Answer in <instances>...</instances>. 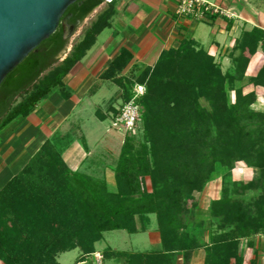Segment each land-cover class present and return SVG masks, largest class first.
Here are the masks:
<instances>
[{
	"label": "trees",
	"instance_id": "1",
	"mask_svg": "<svg viewBox=\"0 0 264 264\" xmlns=\"http://www.w3.org/2000/svg\"><path fill=\"white\" fill-rule=\"evenodd\" d=\"M101 4L79 0L61 22L75 31ZM103 27L93 24L60 61L69 44L60 24L7 75L0 86V132L29 117L55 89L70 97L67 77ZM258 51L264 53V30L255 27L236 39L229 53L232 66L225 72L190 38L163 52L153 67L138 68L135 84L145 92L135 100L140 107L136 131L143 140L136 143L126 134L113 169L115 192L104 181L67 169L62 153L69 140L46 142L0 189V262L60 264L59 255L79 249L74 264H90L105 232L144 233L154 216L159 250L109 249L102 253V264L111 259L118 264H191L199 250L203 264H243L239 243L254 249V239L264 237V114L250 108L255 94L243 96L236 84ZM125 65L115 60L110 70L122 71ZM115 81L123 105L134 96L131 80ZM250 82L264 89V65ZM119 108H109L111 119ZM96 114L106 119L100 110ZM237 165L257 170L258 177L232 180ZM215 176L222 179L219 198L209 201L207 219L197 220L194 193ZM249 264H259L255 251Z\"/></svg>",
	"mask_w": 264,
	"mask_h": 264
},
{
	"label": "crops",
	"instance_id": "2",
	"mask_svg": "<svg viewBox=\"0 0 264 264\" xmlns=\"http://www.w3.org/2000/svg\"><path fill=\"white\" fill-rule=\"evenodd\" d=\"M181 1L115 0L112 4L102 3L85 19L87 22L77 31L79 41L93 24L100 22L104 27L96 35L92 48L67 77L70 97L64 98L61 91L55 89L29 117L13 121L0 132V189L46 142L51 141L69 140L70 144L62 153L63 162L71 171L91 176L97 169L94 164L98 162L95 161L103 160L105 150L95 152L97 150L88 145L83 133L79 110L85 99L89 100L105 87L114 86L121 91L115 78H129L136 75L138 68L153 67L163 52L177 49L185 38L192 39L226 65L230 63L229 53L243 31L255 27L264 30V0H205L225 15L206 14L202 20L178 16L176 9ZM115 60L126 63L122 71L110 70ZM107 76L113 79H106ZM152 226L154 228V223ZM144 233L152 245L160 247L159 237L152 230ZM257 240L260 244L258 261L264 264V237ZM254 251L253 248L247 251L251 259ZM104 264L118 263L111 259Z\"/></svg>",
	"mask_w": 264,
	"mask_h": 264
},
{
	"label": "rangeland",
	"instance_id": "3",
	"mask_svg": "<svg viewBox=\"0 0 264 264\" xmlns=\"http://www.w3.org/2000/svg\"><path fill=\"white\" fill-rule=\"evenodd\" d=\"M88 20V19H87ZM84 20L83 23L78 27L75 31H72V35L69 38V44L66 49V55L70 53L71 47L77 44L80 37H77V31H80L81 26L87 22ZM77 37V38H76ZM65 55V56H66ZM215 58V57H214ZM216 64L221 63L222 71L231 68V62L227 63L226 65L222 64L223 60L219 58H215ZM225 63V62H224ZM264 65V53L258 51L252 61L249 63L248 68L245 72V78L242 82L237 83L236 86L242 90L243 96L254 93L255 94V101L250 106V108L256 112H260L264 114V89L260 87H254L250 80L257 76L259 71ZM138 72V70H136ZM138 73H136L137 75ZM139 77H129L130 85L132 86V90H134L136 86V82ZM112 86V85H110ZM241 87V88H240ZM231 104L235 102V95L234 92L230 95ZM124 101L122 97V91H119L117 87H105L102 88L96 93V95L91 96V98L85 99V104L80 111L82 117V129L83 133L87 138V143L91 148H95V152L104 151V158L103 160L98 159V162L94 166L97 168L96 171H93L91 177L104 181L107 189L109 191L115 192L116 191V183L114 179L113 169L116 165V162L119 157L120 150L122 148V143L125 138V134L123 131H118L112 128L111 124V115L109 108H119ZM201 105L205 109H211V106L206 100H200ZM97 109L100 110L102 114L106 116L104 121H100L94 113H96ZM128 136H132L136 143H140L143 140V135L138 134V132H134L133 134ZM107 148V150H106ZM96 160V159H95ZM104 161V162H103ZM94 167H92L93 169ZM67 169L71 171L68 167ZM91 169V170H92ZM73 172V171H71ZM82 174V173H81ZM85 175V174H84ZM232 180L237 182H249L252 179H256L258 177V171L255 169L245 168L242 165H237L232 173ZM87 176V175H86ZM221 177L215 176L213 177L208 184H206L202 191L199 193H194V198L198 202V208L195 210L197 220H206L208 215V203L211 200H215L219 198L220 189H221ZM147 184V183H146ZM214 198V199H213ZM152 218V219H151ZM151 223L149 226V230L158 236L156 233V220L154 216L150 217ZM154 223V228L152 224ZM207 238V235H206ZM258 238V237H257ZM257 238L254 239V249L256 254L258 255V251L260 248V244H258ZM257 240V241H256ZM256 242V243H255ZM246 241H241L239 243V254L243 257L244 262L243 264H249L251 257H249L250 253L247 254V251L250 252V248L246 245ZM96 251L102 254L104 251L109 249L117 250L120 252H150L154 250H159L160 247L158 245H152L149 241V237L145 233H137V234H128L125 231H112V232H105L103 234V238L101 241L95 244ZM246 249V250H245ZM78 250V251H75ZM194 255V263L203 264L204 252L202 250L197 251ZM254 254V253H253ZM81 256L79 249H73L67 253L61 254L59 256L58 262L60 264H74L75 260ZM254 257V256H253ZM250 259V260H249ZM0 264H2L0 262Z\"/></svg>",
	"mask_w": 264,
	"mask_h": 264
},
{
	"label": "water",
	"instance_id": "4",
	"mask_svg": "<svg viewBox=\"0 0 264 264\" xmlns=\"http://www.w3.org/2000/svg\"><path fill=\"white\" fill-rule=\"evenodd\" d=\"M79 0H0V86L42 42L64 26V38L73 28L61 19ZM66 52L60 56L65 59Z\"/></svg>",
	"mask_w": 264,
	"mask_h": 264
},
{
	"label": "built area",
	"instance_id": "5",
	"mask_svg": "<svg viewBox=\"0 0 264 264\" xmlns=\"http://www.w3.org/2000/svg\"><path fill=\"white\" fill-rule=\"evenodd\" d=\"M103 4H112L115 0H101ZM178 16L194 17L202 20L206 14L225 15L220 8L208 4L205 0H182L176 9ZM133 98L124 103L118 110V114L111 120L112 128L123 131L124 134H133L140 122V107L136 99L143 96L145 89L143 86L136 85ZM102 254L96 252L92 255L90 264H102Z\"/></svg>",
	"mask_w": 264,
	"mask_h": 264
},
{
	"label": "flooded vegetation",
	"instance_id": "6",
	"mask_svg": "<svg viewBox=\"0 0 264 264\" xmlns=\"http://www.w3.org/2000/svg\"><path fill=\"white\" fill-rule=\"evenodd\" d=\"M67 23V21H65ZM68 24V23H67Z\"/></svg>",
	"mask_w": 264,
	"mask_h": 264
}]
</instances>
